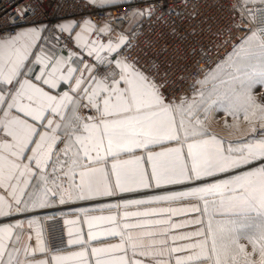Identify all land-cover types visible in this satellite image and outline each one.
<instances>
[{"label":"snow or ice","instance_id":"snow-or-ice-1","mask_svg":"<svg viewBox=\"0 0 264 264\" xmlns=\"http://www.w3.org/2000/svg\"><path fill=\"white\" fill-rule=\"evenodd\" d=\"M88 2L104 16L24 5L0 30V264H264V224L231 219L264 217V0H217L236 42L214 67L180 24L195 5Z\"/></svg>","mask_w":264,"mask_h":264},{"label":"built area","instance_id":"built-area-1","mask_svg":"<svg viewBox=\"0 0 264 264\" xmlns=\"http://www.w3.org/2000/svg\"><path fill=\"white\" fill-rule=\"evenodd\" d=\"M230 2L235 3L236 0H230ZM166 3L170 6L177 5L181 11H192L193 5L196 6L195 11L199 15L192 19H181L180 24L190 33L195 31V40L200 46L198 51L203 53L204 50H207L210 52L207 63L212 67L214 66L213 62L222 58L230 51L231 44L236 42L234 38L229 40L227 45L219 46L222 42L218 41V29L226 23L227 17L215 7L217 0H166ZM185 3L188 4L187 9L184 7ZM24 5H29L32 9L28 13L29 20L45 23H56L65 17H86L90 13L93 18L104 16L103 12L93 9L86 0H0V30H3L6 24H10L9 18L16 15L18 9L23 8ZM123 10L124 8H121V11ZM256 20L257 22L264 21V8L258 7L256 9ZM154 27L156 28L155 32H149L148 28L145 27L146 38L158 40L160 45H164L166 40L171 39L167 35H159L162 26L156 25ZM241 35H243L242 32H237L235 37L238 38ZM179 63L182 66L184 62L181 60ZM201 67H203V64H201ZM178 76L179 73H177ZM180 87L184 90L188 89L187 84H181ZM188 95H192L190 90ZM62 236H66V232L61 218L45 223V240L49 246L58 245Z\"/></svg>","mask_w":264,"mask_h":264},{"label":"crops","instance_id":"crops-1","mask_svg":"<svg viewBox=\"0 0 264 264\" xmlns=\"http://www.w3.org/2000/svg\"><path fill=\"white\" fill-rule=\"evenodd\" d=\"M68 18H72V17H68ZM222 125H223V121L220 122L216 120V123L213 124V129L220 135H226V130L222 127ZM175 219H180V218L177 217ZM231 219L233 221V226H234L233 234L235 235H241L243 233L251 231L257 225L264 224V217L252 211L234 213L232 214ZM0 222H6V221H0ZM110 242H116V241H110Z\"/></svg>","mask_w":264,"mask_h":264},{"label":"rangeland","instance_id":"rangeland-1","mask_svg":"<svg viewBox=\"0 0 264 264\" xmlns=\"http://www.w3.org/2000/svg\"><path fill=\"white\" fill-rule=\"evenodd\" d=\"M231 119H232L231 117H225L224 114H223V112H217L216 113V120H218L220 122H222V121L224 122L225 120H227L229 123H231Z\"/></svg>","mask_w":264,"mask_h":264}]
</instances>
